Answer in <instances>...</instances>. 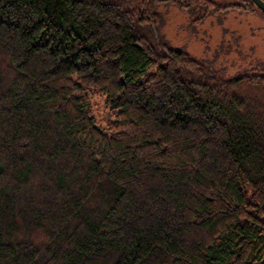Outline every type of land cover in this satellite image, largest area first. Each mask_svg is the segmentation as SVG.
<instances>
[{"label": "trees", "instance_id": "obj_1", "mask_svg": "<svg viewBox=\"0 0 264 264\" xmlns=\"http://www.w3.org/2000/svg\"><path fill=\"white\" fill-rule=\"evenodd\" d=\"M163 4L229 10L0 0V264H264V70L172 47Z\"/></svg>", "mask_w": 264, "mask_h": 264}, {"label": "rangeland", "instance_id": "obj_2", "mask_svg": "<svg viewBox=\"0 0 264 264\" xmlns=\"http://www.w3.org/2000/svg\"><path fill=\"white\" fill-rule=\"evenodd\" d=\"M229 10L203 20L177 5L163 4V33L172 47L222 70L230 77L264 70V12L251 0H213ZM97 123L115 118L104 97L91 94Z\"/></svg>", "mask_w": 264, "mask_h": 264}, {"label": "water", "instance_id": "obj_3", "mask_svg": "<svg viewBox=\"0 0 264 264\" xmlns=\"http://www.w3.org/2000/svg\"><path fill=\"white\" fill-rule=\"evenodd\" d=\"M255 5L264 12V0H252Z\"/></svg>", "mask_w": 264, "mask_h": 264}, {"label": "flooded vegetation", "instance_id": "obj_4", "mask_svg": "<svg viewBox=\"0 0 264 264\" xmlns=\"http://www.w3.org/2000/svg\"><path fill=\"white\" fill-rule=\"evenodd\" d=\"M252 1V0H251ZM253 2V1H252Z\"/></svg>", "mask_w": 264, "mask_h": 264}]
</instances>
